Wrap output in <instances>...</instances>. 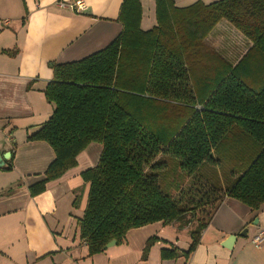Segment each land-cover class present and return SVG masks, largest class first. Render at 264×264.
Masks as SVG:
<instances>
[{
	"label": "trees",
	"instance_id": "trees-1",
	"mask_svg": "<svg viewBox=\"0 0 264 264\" xmlns=\"http://www.w3.org/2000/svg\"><path fill=\"white\" fill-rule=\"evenodd\" d=\"M155 1L152 29L141 28V1L123 0L122 31L108 46L80 60L49 62L53 77L44 93L54 110L28 136L56 155L45 178L30 186L32 195L75 167L91 143L102 146L97 164L82 172L89 189L78 229L89 256L112 240L123 243L133 228L191 212L197 226L180 252L189 258L225 196L254 210L264 205V0L186 8ZM222 20L252 43L236 64L205 41ZM205 163L229 164L225 185L196 179L175 200L173 172L192 177ZM158 240L148 239L144 259ZM178 254L161 250L163 259Z\"/></svg>",
	"mask_w": 264,
	"mask_h": 264
},
{
	"label": "crops",
	"instance_id": "crops-1",
	"mask_svg": "<svg viewBox=\"0 0 264 264\" xmlns=\"http://www.w3.org/2000/svg\"><path fill=\"white\" fill-rule=\"evenodd\" d=\"M73 1L0 0V153L6 157L0 167V264H264V241L253 243L264 227V205L254 210L230 196L219 203L189 258L180 252L192 242L190 227L176 226L177 221L173 229L162 221L133 228L123 243L89 256L78 229L89 189L82 172L97 164L99 143L82 151L77 165L49 181L44 192L30 193L56 158L49 143L28 139L54 110L44 93L53 77L49 62L80 60L108 46L122 31L123 0H84L82 12L59 5ZM140 1L141 28L152 29L157 25L156 1ZM173 1L186 8L217 0ZM77 189L83 195L75 208ZM153 236L159 240L144 259ZM229 236H236L232 248L222 245ZM162 248H177L179 254L163 259Z\"/></svg>",
	"mask_w": 264,
	"mask_h": 264
},
{
	"label": "rangeland",
	"instance_id": "rangeland-1",
	"mask_svg": "<svg viewBox=\"0 0 264 264\" xmlns=\"http://www.w3.org/2000/svg\"><path fill=\"white\" fill-rule=\"evenodd\" d=\"M220 23V22H219ZM241 34L238 30L236 32V29L227 21L222 20L221 25L218 27L216 26L212 32L205 38L206 43L208 46L213 49L218 51L219 53H226L227 56H225L232 64L237 63L241 58L243 57L244 53L247 52L248 49L251 48L252 43L247 40L244 37V40H242ZM221 39V40H220ZM208 40V42H207ZM233 44L235 45L236 48L228 50L230 48L227 46L228 44ZM221 49V50H220ZM228 163L226 164H210V163H205L204 165L201 166L200 170L198 173L194 174L192 177L187 176L185 172H173L174 175L170 176L168 179V182L170 183V188H169V193L173 196V198L176 200L179 198V192L181 189H190L195 187V180L199 179L203 182V184H209L210 186L214 187H219V186H224V181L227 180V172H228ZM231 167H229V177L231 174ZM200 181V182H201ZM199 183V182H198ZM199 185L198 188L202 187V184H196ZM74 196L76 197V200L74 201L75 203V208L79 206V203L82 198V191L81 189H77L75 192H73ZM192 213H189V216H185L179 221L177 220L176 226L179 227H190V237H191V231L196 228V220H197V215L192 216ZM192 218V223L189 222V219ZM176 221V220H175ZM175 221L172 223L166 224V226L171 225L172 229L175 224ZM183 232L184 234L186 233L185 230L183 229L180 231V233ZM179 233V234H180ZM192 240V238H191Z\"/></svg>",
	"mask_w": 264,
	"mask_h": 264
},
{
	"label": "built area",
	"instance_id": "built-area-1",
	"mask_svg": "<svg viewBox=\"0 0 264 264\" xmlns=\"http://www.w3.org/2000/svg\"><path fill=\"white\" fill-rule=\"evenodd\" d=\"M61 7H69L76 12H82L86 9L87 4L84 0H75L73 2H59ZM264 241V227L259 230V232L254 236L253 243L259 245Z\"/></svg>",
	"mask_w": 264,
	"mask_h": 264
},
{
	"label": "water",
	"instance_id": "water-1",
	"mask_svg": "<svg viewBox=\"0 0 264 264\" xmlns=\"http://www.w3.org/2000/svg\"><path fill=\"white\" fill-rule=\"evenodd\" d=\"M6 160V157L0 153V167L4 165ZM258 220H256L257 222ZM236 238V236H229L223 243L222 245L227 247V248H232V241ZM116 240H112L109 244L106 245L105 248L111 247L114 244H116Z\"/></svg>",
	"mask_w": 264,
	"mask_h": 264
}]
</instances>
